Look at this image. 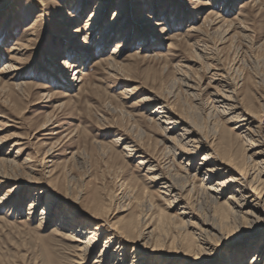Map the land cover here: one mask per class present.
<instances>
[{
	"label": "rangeland",
	"instance_id": "1",
	"mask_svg": "<svg viewBox=\"0 0 264 264\" xmlns=\"http://www.w3.org/2000/svg\"><path fill=\"white\" fill-rule=\"evenodd\" d=\"M82 1L46 0L42 7L35 0H0V69L8 62L21 68L0 74V158L9 156L17 163L0 164L1 174L10 171L7 175L15 177L0 185V197L8 195L0 204V264H111V256L94 262L106 236L98 238L84 255L77 251L74 240V233L87 218L85 213L98 202L110 213L126 209L112 215L111 221L137 214L152 216L150 224L157 225L162 240L166 236L177 245L184 234L178 220L182 206L188 205L195 213L192 222L196 226L209 218L216 206L197 186L207 175L205 168L212 165L202 162L203 157L211 149L238 159L245 155L244 139L233 129L235 123L225 122L212 107L215 97L210 94L220 89L210 80L216 70L224 71L232 86L244 77L233 98L258 110L254 125L264 136V0L256 4L250 0H203L207 4L199 5L191 0H106L103 19L98 16L100 24L94 23L88 31L85 23L98 0L78 5ZM245 1L250 2L246 5ZM121 6L127 12L115 29L128 26L127 34H110L109 43L99 44L105 24ZM209 11L227 20L241 18L251 29L250 38H241L236 27L221 43L210 29L205 37L190 31ZM160 22L163 24L157 25ZM117 42L120 51L114 56L125 70L113 73L102 59ZM71 44L76 50L71 51ZM198 45H205V53ZM13 47L18 49L11 50ZM152 50L161 53L153 56ZM63 58L70 64L81 60L84 74L73 77L74 70L58 65ZM205 62L212 67L210 72ZM184 64L190 78L199 84L196 96L185 91L176 78L177 69ZM18 82L24 85L16 86ZM145 97L161 100L147 101ZM162 102L170 103L194 130V139L199 138L198 148L193 154L190 151L193 156H176L174 151L180 149L173 150L171 141L165 139L177 137L185 125L164 134L155 124L157 116L154 122L149 120L153 116L150 111ZM126 144L137 148L131 158L123 150ZM142 157L155 165V174L171 178L177 187L187 181L189 185L194 182V187L184 186V198L176 205L162 193L164 179L151 180L154 174L140 167ZM236 187L219 201H225ZM41 188L48 193L39 194L30 212V201ZM48 201L50 209L41 223L39 212ZM148 204L152 205L149 211ZM66 212H75L74 222L56 229ZM168 215L175 217L162 221ZM255 231L246 228L235 233L227 250L192 264H217L232 249L237 254L247 244L258 246L259 240H255L264 234V227ZM130 251L128 248L124 264H131ZM168 253L179 255L177 251ZM241 264H249V260Z\"/></svg>",
	"mask_w": 264,
	"mask_h": 264
},
{
	"label": "bare ground",
	"instance_id": "2",
	"mask_svg": "<svg viewBox=\"0 0 264 264\" xmlns=\"http://www.w3.org/2000/svg\"><path fill=\"white\" fill-rule=\"evenodd\" d=\"M35 1L42 7L46 5V3L41 4L40 0ZM191 1L193 4L197 5L205 3L207 4V2H204L205 0ZM250 1L253 4L260 3V0ZM250 1H245L244 4L247 5ZM106 3V0H98L96 2L95 9L93 10L94 12L90 14L85 23V28L87 31L92 29L94 23H99L98 16H103L101 13H103V7ZM86 4L87 0H83L78 5L86 6ZM42 10L43 9L39 11ZM126 12V8L124 9V7L122 6L118 8V10L114 13V18H112V20L105 24V31L101 34L100 38L102 39L99 41V44H101V42L105 44L109 43L110 37L108 36L110 34L117 33L116 36H119L122 31L124 32V34H127L129 29L127 28L128 26H120L117 31L115 29V27L118 25L117 21H119L122 18L123 14H126ZM213 13L215 12L209 11L207 13V16L203 17L204 19L202 23L198 24L199 26L189 27L190 31L196 32L200 37H205L207 36V34L209 35L208 30L210 29V31H212L214 34L219 35L221 43L227 40L228 37H230L228 36V34L233 30V28L235 29L236 27L240 32L241 38H250V34H248L250 32L248 31H250L251 29L244 20H242L241 18L227 20L220 15L215 16ZM162 24L163 22L157 23V25ZM29 28L30 26L27 29ZM123 28L127 29L123 30ZM87 36L88 35L86 34V37L83 38V41L85 43L87 42ZM233 37H236V35H233ZM66 45L67 44L65 43V46ZM70 46L71 47H68L71 48V51L76 50L73 48L75 47L74 45L71 44ZM112 48L113 49L109 56L102 60H104V63L111 72H124L125 67L119 64V62L117 63L116 56H114V54H117L120 51V43L117 42ZM198 48L201 53H205V45H198ZM16 49L18 48L13 47L11 50ZM151 53L153 56H158L161 52L152 50ZM85 54V56H87L88 52H86ZM208 56L209 55L204 56V58ZM208 58H211V56ZM79 63L73 61L70 64V62L63 58L59 61L58 65H61V67L63 68H71L72 70H74L75 73L73 77H75V75H78L79 73L84 74V72L82 71V65H79ZM55 65H57V63H55ZM211 68L212 67H210L209 63L205 62L206 71L210 72V70H212ZM185 69H189L188 65H181V67L176 71V75L178 76L176 78H178L177 80L180 81V84L185 88V91L189 92L190 95L196 96L198 94H196V92H198V90L200 89L199 84L193 81L192 78H190L191 76L189 72H187V70ZM19 70H21V68H19L16 64L8 62L4 64L0 69V74H7L8 72ZM48 74L53 73L48 71ZM243 79L244 77L234 81L232 86L228 77L226 76V73L221 69L216 70L211 74L210 80L212 82H217L220 88L218 90H215V93L210 94L211 96L215 97H212L213 100H211L212 107L215 112L223 117L225 122L235 123L233 129L238 130V136L244 139L245 155L243 159H238L227 154L218 153L214 149H211L203 157L202 162L206 164L210 163L212 165L205 168V174L207 175L202 180L203 182L197 186H199V188H201L202 191L208 195V198L216 206L215 211L212 212L210 217H207V219L204 220H200L201 224L199 226H196L194 222H192V218H194L193 216L195 215V213L190 210L191 208L188 205L182 206L178 213L180 214L178 220L181 224V228L184 230V234L181 236L182 238L179 239V244L177 245L175 239L167 241L166 236H164L165 238L162 240L163 237H160L161 234L156 233L158 229L157 225L153 224L152 226L150 224L153 219V217L150 216L151 214L149 215L150 217H148V215L144 213L145 215L142 214V217L140 216V214H137L135 215V217H129V219L126 220L117 219L115 221H111L112 215L117 214L118 212L125 211L126 209L119 208L120 210L115 211L114 213H110V211H108V207L104 203L98 202L91 208L90 211H88V213H85L87 218H85L83 222L81 221V224L83 226H81L80 229L78 228V230L74 233V240L77 241V251H79L80 255L86 254L95 245L98 238L104 235L106 237L103 241L98 256H96L97 259H95L94 261L96 263H101L104 257L111 256L114 257L111 264H124L127 258L126 253L129 248L131 249L129 254V256H131V264H155L157 258H159L160 260L157 261L158 264H192L198 263V260H203V257L205 256H207V259L209 256H212L211 258H213L215 257L216 253L227 250L226 244L227 242H229V238L235 233L242 232L246 230V228L251 229V231L255 233V230H257L260 226L264 227V136L260 134V128L257 125H254L257 120L258 110H255L251 107H245L244 104H240L237 99L233 98L234 94L236 93V88L242 86L241 84H243ZM81 81L82 78L78 80V82ZM15 84L16 86L24 85L23 83L19 82ZM158 99L159 98L155 97L144 98V100L147 101H155ZM159 100H161V97ZM169 104L165 102L157 104L155 108L150 111V114H153V116L150 117L149 120L151 122H154V117L157 116L156 121L158 122H155V124L157 128L164 134L172 133L175 128L179 127L180 125H185L182 126L185 128L177 133V137H171L172 140L169 137H165V139L167 141L169 140V142L171 141L173 150L176 148L180 149L179 152L174 151V154L176 156L186 157V155L188 156L191 153L193 154L195 149L198 148L199 145L196 143H198L200 140L199 138L194 139V130L190 125H187L186 121H184L177 115V113L173 110V107H171ZM118 141L119 140H116V142ZM187 147L190 148L187 149ZM123 150L126 151V157L133 156L137 152V148H132L127 144L126 146H124ZM192 154L191 156H193ZM4 163H10L12 165L17 164L16 161L14 159H10L9 156L4 159L0 158V164ZM138 164L141 168L146 167V172H148L149 174H154L151 177V180L164 179V182H161L163 184L162 188L164 189L162 193L166 196L171 197L173 200L172 202L178 205V203L183 200L184 197L182 195V192L185 190L184 186L189 185L187 184L188 181L184 182V184L182 182L183 186L179 185L180 187H177L173 183V181H171V178L169 179V177L166 178L165 176H161L160 173L155 174V165L149 162L146 157H142L138 161ZM186 165H188V163ZM200 165H203V163H200ZM199 169L200 167L197 170ZM7 170L9 169L7 168ZM8 172L10 173V171ZM7 173H0V185L8 180H14L15 177L13 178L10 176H13L14 174L11 173L10 175H7ZM174 177L172 178L174 179ZM190 178L191 177H189V179ZM216 178H219L220 180L216 181L215 184H211V182H213ZM194 184V182H191L190 185L194 187ZM214 185H217V187L214 188ZM234 185H237V187L233 189V193L228 195L225 201L220 202V198H222L224 194ZM47 193L48 190L46 188H41L40 190H38L36 195L32 197L33 200L30 201L31 203L28 206L30 212L35 209L36 200L38 199L39 194L47 195ZM7 198L8 195L0 197V204L5 203ZM251 201L254 202L250 207ZM50 203L51 201H48L45 207L41 208V211L39 212V220L41 223L43 222L46 214H48ZM248 206L249 208H247ZM147 207L149 211L151 210L152 205L148 204ZM74 213L72 214L71 212H66L65 215L60 219L58 224H56L55 228L63 229L64 225L66 226V224L74 222ZM173 216H165V219L163 220L162 218V221H166V219H173ZM174 224L176 223L174 222ZM74 234L72 236H74ZM257 240H259L258 246H255L252 243L247 244L245 250L240 249L238 251L239 253L237 254L236 249H232L219 262H217V264H241L246 259L249 260V264H261L262 261H264V234L261 236V238H257L255 241ZM141 248H144L145 251H142ZM162 249L167 250L168 252L177 251V254L179 255H171L170 253L165 252ZM157 252L158 254L156 255Z\"/></svg>",
	"mask_w": 264,
	"mask_h": 264
},
{
	"label": "snow or ice",
	"instance_id": "3",
	"mask_svg": "<svg viewBox=\"0 0 264 264\" xmlns=\"http://www.w3.org/2000/svg\"><path fill=\"white\" fill-rule=\"evenodd\" d=\"M40 3L41 4H45L46 3V0H40Z\"/></svg>",
	"mask_w": 264,
	"mask_h": 264
}]
</instances>
